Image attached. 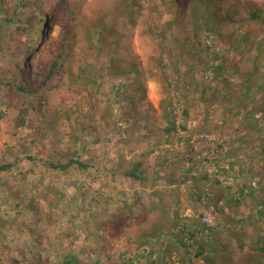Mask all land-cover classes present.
<instances>
[{"label":"rangeland","instance_id":"obj_1","mask_svg":"<svg viewBox=\"0 0 264 264\" xmlns=\"http://www.w3.org/2000/svg\"><path fill=\"white\" fill-rule=\"evenodd\" d=\"M0 1L13 15L19 0ZM134 1L137 5L130 11L125 6L128 0H71L69 6L64 0H38L47 18L38 31L41 36L27 42L35 20L32 10L5 33L2 80L31 91L42 87L37 98L0 89L4 114L0 166H13L0 172L3 264H61L66 254H76L82 264H123L139 255L143 257L136 264H183V250L172 235L173 222L193 232L204 226L201 218L210 209L196 207L190 194L201 188L207 198L217 197L215 179L224 188H234L233 196L244 185L257 191L255 198L237 205L225 199L219 202L213 227L221 251L216 261L243 264L254 257L250 245L261 224L250 212L259 208L255 201L264 195V115L257 112L264 110V69L263 74L251 75L257 52L239 35L259 37L258 28L241 17L237 34L225 30L221 37L204 31L193 35L191 20L183 12H172L165 5L158 10L162 0ZM229 1L264 7V0ZM74 4L78 17L72 23L69 10ZM102 16L114 21L106 28L115 33L104 38L92 71L82 73L86 61L97 55L87 48L84 28ZM65 30L74 43L61 48L64 73L43 86ZM205 46L212 51L202 52ZM112 59L116 64L111 67ZM131 61L137 68H128ZM224 61L217 78L211 67ZM161 69L177 93L166 92ZM118 82L123 83L119 95L111 90ZM167 96L173 97L179 111L178 132L169 138L164 129L171 119L163 117ZM28 102L36 109L27 125L18 127L15 120ZM183 121L185 132L179 128ZM76 154L93 169L71 166L62 172L48 167L49 162L66 163ZM136 162L149 180L158 181L126 177ZM188 166L198 168L193 175H206L210 181L198 187L191 175H185ZM219 167L228 173L221 174ZM169 179L176 184H166ZM243 218L245 223L236 227L234 220ZM206 235L196 233L193 246L206 242ZM239 236L247 244L243 249ZM191 260L204 264L195 255Z\"/></svg>","mask_w":264,"mask_h":264},{"label":"trees","instance_id":"obj_2","mask_svg":"<svg viewBox=\"0 0 264 264\" xmlns=\"http://www.w3.org/2000/svg\"><path fill=\"white\" fill-rule=\"evenodd\" d=\"M68 6L71 3V0H64ZM163 4L157 7L159 10L162 5H165L168 7L170 11H176L178 12H183L185 15H187L191 23L193 25V30L192 34L195 35L198 31H204L208 34H211L215 37H221L224 35L223 31L227 30L232 33L238 32L239 28L242 25V22H239L238 19L243 18V21L250 23L251 26L258 28V32L256 33L259 37H253L251 34H248L247 36H244L243 34H240L239 37H242L243 40L246 42H252L255 46L256 49V57L253 58L252 61V66H253V71L251 72V75L255 74H263L264 69V7L259 8L255 5L252 4H247V5H241L238 3V5L230 2L229 0H162ZM136 1L134 0H128V2L125 4L126 9L130 10L133 7H136ZM74 7L70 8L69 10V20H72V23H74L77 20V11H78V6L77 4L73 5ZM27 10H32L35 15V20L34 23L32 22V33L28 36L27 42H34L36 37H40L41 33L38 34V31L42 28V25L47 23V18L46 16L42 13L41 11V4L38 2V0H19L17 2V5L15 6V12L13 15H10L8 12H5L2 2L0 1V17L5 16L4 20H0V53L2 52V45L6 42V35L9 30L14 29L16 25L18 24L19 20L23 18L25 15V12ZM2 13V16H1ZM77 22V21H76ZM132 24L135 25L134 20L131 21ZM114 24V21L112 19H108L105 16H102V20L95 22L88 27L84 28V37L87 41V48L93 50V53L95 52L97 55L93 57V59L87 60L86 65L84 67V70H81L82 73H88L91 72L92 69L95 67V63L97 62V58L100 56V53L102 51V46H103V40L107 36H111L114 32V30L111 29L108 30L106 27L107 25H112ZM73 25V24H72ZM79 25V21L77 24H75L73 27H76ZM72 27V28H73ZM69 29V28H66ZM69 30H65L61 36V46L59 47V50L57 51L56 54H54L51 64H50V70H49V75L45 82L43 83V86L49 82L51 78L54 76H60L62 77L64 73V58L63 55L60 53L61 48L65 44H70L73 45L74 42H72V38L69 37L68 34ZM237 34V33H236ZM126 33H121L120 37H125ZM46 36V35H45ZM44 36V37H45ZM49 37V33L47 35ZM46 37V38H47ZM76 40V39H75ZM193 41V40H192ZM89 42V43H88ZM175 43H178L176 41ZM86 49V48H85ZM212 48L210 46H205L204 49L202 50L205 51L206 53L211 52ZM164 48L159 49V51H163ZM85 51V53H84ZM92 52V51H91ZM84 53V55H83ZM82 55L84 58H88L89 54H87V50H83ZM218 58V57H217ZM219 59V58H218ZM217 59V60H218ZM216 60V61H217ZM224 63H221L220 65H217L215 67H211L213 71L217 73V78H220L222 75V72L224 70ZM110 66L112 67L114 64H116L115 60H110L109 62ZM128 68L135 69L137 68V65L134 64V62L128 63ZM161 75V81L164 83L165 90L167 93L169 92H174L177 93V90H173L175 86L172 85V83L167 82L165 80L163 70L159 71ZM159 75V76H160ZM264 75V74H263ZM262 80L264 78H261ZM122 82H118L116 85L111 87V90L115 94H120V88L122 86ZM264 84V80H263ZM13 82L11 83H6L2 78L0 77V89H10L12 91V94H22V95H29L32 98L33 97H39L40 89L39 87L35 91H31L26 89L24 86L21 84L17 87H15ZM173 97L167 96V101L164 104V110H163V117H165L166 120L171 119L168 122V126L164 129V134L166 138H169L172 134L178 132V127L176 125V121L178 119V113L179 111L177 110L176 106L173 103ZM36 109V106L33 102H28L25 104L23 108L20 109V114L19 117L15 120V123L17 124L18 127H25L27 125V119L31 114H33ZM259 115H264V110H259ZM4 114L0 112V120ZM188 117V112L187 110H183V118ZM127 123V122H124ZM123 123H121L122 125ZM179 128L182 131H187V124L183 121L182 125H179ZM82 151V149H79ZM261 158H264V148L262 149L261 152ZM32 159V158H31ZM33 160V159H32ZM50 169H54L56 171H67L71 166L77 167L81 171H90L93 169L92 165L82 163L80 161V155H72L68 162L64 163L63 161L59 160L57 162H49L48 164ZM131 169H128L125 172V176L140 182H156L158 179L154 180H149L146 176V172L143 170V165L140 162L133 163ZM232 166V165H231ZM13 166L6 165V166H0V172H5L8 171L12 168ZM233 167V166H232ZM230 168V167H229ZM198 168L196 166H188L187 172L185 175H191V179L196 182V185L198 187H201L204 183H208L210 180L206 175H193V172L197 171ZM219 172L221 174H227V170L225 168H220L219 167ZM247 171V170H246ZM196 173V172H195ZM185 183L186 180L184 179ZM216 185L219 186L220 193L217 194V197H206V194L202 191L201 188H197L194 192L191 190V197L195 196L197 206L196 207H201L202 209L205 208L204 202L205 200L208 201L209 204H211L216 213H218V205L219 202L222 201V199L226 200V203L229 205H237L239 204L242 200H245L246 198H255L257 191L254 186H247L244 185L242 187H237L235 192V195H232V192L234 191V188L232 187H223L222 182L219 180L215 179L213 181ZM166 184L170 186H174L176 184L175 180L169 179L166 181ZM257 206L259 208L257 210H251L250 213L253 212L254 215H256V221L258 224H261V229L260 232L258 233V238L252 242L250 245L252 252L254 253V257L250 256L247 257L244 261L243 264H264V234L262 232V228L264 227V195L260 199V201H255ZM234 223L236 224L235 226H241L243 223H245L244 218L242 220H234ZM172 235L173 238H175V241L177 245L181 246L183 250V258H182V263L183 264H194L191 260L192 255H195L196 259H200L201 261L204 262V264H227V263H219L216 261L217 257L221 254V251L217 245V239L214 238L213 236V228H207L206 226H202L200 230H197V232H193L190 230H187L185 225H181L178 221L173 222L172 226ZM179 231V236H176L175 233ZM204 232H207V241L204 242L203 244H199L198 246H189L186 244L184 241L187 237L193 238L195 234L200 233L203 234ZM243 237V236H242ZM240 242V248H244L245 245V240L239 236L238 238ZM146 243L144 242V245ZM146 246V245H145ZM166 249L168 247L166 246ZM143 254L147 253V250H142ZM209 252V255H205L206 252ZM2 250H0V264H3L4 261L2 259ZM152 253V252H150ZM136 258L137 261H139L143 256L139 255ZM61 264H82L81 259L76 255V254H66L61 257ZM136 260H126L123 262V264H136ZM136 262V263H135ZM13 264H19L17 261H14ZM228 264H233L230 260Z\"/></svg>","mask_w":264,"mask_h":264},{"label":"built area","instance_id":"obj_3","mask_svg":"<svg viewBox=\"0 0 264 264\" xmlns=\"http://www.w3.org/2000/svg\"><path fill=\"white\" fill-rule=\"evenodd\" d=\"M204 205H205L204 209H210V210L208 212L207 211L204 212L203 217L201 218L202 219L201 221H202L203 225L206 226L207 228H213L216 226L218 214L216 213L213 206L208 203L207 200H205ZM185 242L189 246L194 245V239L193 238L187 237L185 239Z\"/></svg>","mask_w":264,"mask_h":264}]
</instances>
